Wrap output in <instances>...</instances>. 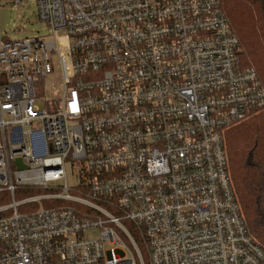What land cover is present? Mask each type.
Here are the masks:
<instances>
[{
    "label": "built area",
    "instance_id": "2783aa9c",
    "mask_svg": "<svg viewBox=\"0 0 264 264\" xmlns=\"http://www.w3.org/2000/svg\"><path fill=\"white\" fill-rule=\"evenodd\" d=\"M35 1L48 37L0 33V264H264L224 137L264 84L221 0Z\"/></svg>",
    "mask_w": 264,
    "mask_h": 264
},
{
    "label": "trees",
    "instance_id": "16d2710c",
    "mask_svg": "<svg viewBox=\"0 0 264 264\" xmlns=\"http://www.w3.org/2000/svg\"><path fill=\"white\" fill-rule=\"evenodd\" d=\"M221 5L239 39L241 65L254 67L264 84V0H221ZM224 137L230 176L248 233L264 247V109L227 129ZM42 192L29 190L26 195Z\"/></svg>",
    "mask_w": 264,
    "mask_h": 264
},
{
    "label": "rangeland",
    "instance_id": "374dc122",
    "mask_svg": "<svg viewBox=\"0 0 264 264\" xmlns=\"http://www.w3.org/2000/svg\"><path fill=\"white\" fill-rule=\"evenodd\" d=\"M0 33L10 39H21L24 37L46 38L49 36L48 26L39 20L37 16V5L35 0H23L19 4L13 0H0ZM37 105L40 108L50 110V104L54 103L59 107L63 94V83L61 80V70L57 61H52V71L42 81H37L35 85ZM67 173V182L73 184L75 180L70 176V165H64ZM26 190L15 196L20 199L26 195ZM35 191V190H31ZM33 194V193H32ZM30 195V194H29ZM0 205L9 203L11 198L9 195L0 194ZM28 206L20 207L24 211ZM88 237L97 236L96 230L84 232Z\"/></svg>",
    "mask_w": 264,
    "mask_h": 264
}]
</instances>
